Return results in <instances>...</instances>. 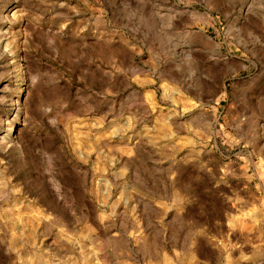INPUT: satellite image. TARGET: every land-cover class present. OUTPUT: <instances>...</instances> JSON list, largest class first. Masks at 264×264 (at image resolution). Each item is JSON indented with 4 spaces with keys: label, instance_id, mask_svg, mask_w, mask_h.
<instances>
[{
    "label": "rangeland",
    "instance_id": "rangeland-1",
    "mask_svg": "<svg viewBox=\"0 0 264 264\" xmlns=\"http://www.w3.org/2000/svg\"><path fill=\"white\" fill-rule=\"evenodd\" d=\"M0 264H264V0H0Z\"/></svg>",
    "mask_w": 264,
    "mask_h": 264
}]
</instances>
